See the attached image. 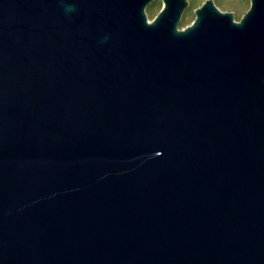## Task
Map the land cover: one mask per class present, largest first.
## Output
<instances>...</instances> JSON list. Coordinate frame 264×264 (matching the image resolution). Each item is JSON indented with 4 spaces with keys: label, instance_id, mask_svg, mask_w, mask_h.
Listing matches in <instances>:
<instances>
[{
    "label": "water",
    "instance_id": "1",
    "mask_svg": "<svg viewBox=\"0 0 264 264\" xmlns=\"http://www.w3.org/2000/svg\"><path fill=\"white\" fill-rule=\"evenodd\" d=\"M0 0V264H264V0Z\"/></svg>",
    "mask_w": 264,
    "mask_h": 264
},
{
    "label": "rangeland",
    "instance_id": "2",
    "mask_svg": "<svg viewBox=\"0 0 264 264\" xmlns=\"http://www.w3.org/2000/svg\"><path fill=\"white\" fill-rule=\"evenodd\" d=\"M189 8L185 11L179 24V30L190 26L195 20V10L200 8L206 0H188ZM219 10L224 13L234 14L235 21L240 22L242 17L248 12L251 0H213ZM163 6V0H155L146 10L148 21L152 22L159 14Z\"/></svg>",
    "mask_w": 264,
    "mask_h": 264
}]
</instances>
